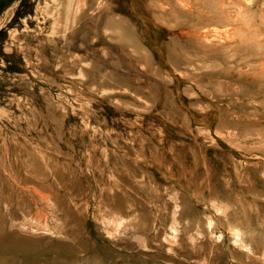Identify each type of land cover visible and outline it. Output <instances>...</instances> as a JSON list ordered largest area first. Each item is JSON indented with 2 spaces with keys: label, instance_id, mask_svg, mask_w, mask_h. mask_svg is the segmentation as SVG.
Instances as JSON below:
<instances>
[{
  "label": "rangeland",
  "instance_id": "1",
  "mask_svg": "<svg viewBox=\"0 0 264 264\" xmlns=\"http://www.w3.org/2000/svg\"><path fill=\"white\" fill-rule=\"evenodd\" d=\"M0 237L32 250L0 264L264 246V0H0Z\"/></svg>",
  "mask_w": 264,
  "mask_h": 264
},
{
  "label": "bare ground",
  "instance_id": "2",
  "mask_svg": "<svg viewBox=\"0 0 264 264\" xmlns=\"http://www.w3.org/2000/svg\"><path fill=\"white\" fill-rule=\"evenodd\" d=\"M259 86V85H258ZM259 88V87H258ZM261 88V86H260ZM263 213V212H262ZM245 218V217H244ZM260 220V219H259ZM190 221V220H189ZM239 220H237L238 222ZM245 221V219H244ZM247 221V220H246ZM248 222V221H247ZM250 222V221H249ZM245 223V222H244ZM263 223V222H262ZM229 224V228L230 229H234L233 225L231 223H228ZM261 224V223H259ZM211 225V224H210ZM185 227V226H184ZM215 227V226H214ZM239 227V226H238ZM219 229V228H218ZM228 229V228H227ZM249 229V228H248ZM252 230V229H251ZM250 230V231H251ZM249 231V230H248ZM201 234V232H200ZM233 235L235 237H237V235H239V232H235L233 233ZM250 235V234H249ZM248 235V236H249ZM193 238V237H192ZM191 238V240H192ZM190 239V238H189ZM242 239V242L244 245L247 246V250L245 251H240V250H236L235 252H232L233 254L235 255H243V258H236L233 254L231 255V253L228 255L230 259H228V262L231 263V264H248V259H258V258H254V256H251L253 253L254 254H257V253H260V255H262V258H264V246H257L255 248L252 247L251 245V241L248 237V239H245V238H241ZM18 241L19 239L18 238H13L11 242H7L3 237H0V251H11L13 254H7L9 257H20L21 255H24V257H28V254H30V251L32 250H26V251H23V249H21V247L19 246L18 244ZM193 242V241H192ZM95 243V242H94ZM253 243V242H252ZM256 243V242H255ZM263 243V242H262ZM80 244H77V246H79ZM98 245V244H97ZM75 246V245H74ZM84 247V246H82ZM81 247V248H82ZM251 252L252 254L250 255ZM38 253V252H37ZM1 254V252H0ZM98 255H101V254H96V253H89L88 256H85L83 257L82 255H75V254H67L65 256V261L69 264H73V263H76V262H81V264H104L103 260L100 259V258H95L96 256ZM33 257H37L36 255H32ZM232 258V259H231ZM247 258V259H245ZM13 260H15L13 258ZM45 260V259H44ZM250 260V261H251ZM39 261V260H38ZM11 262V261H10ZM26 264H36V261L35 260H32V261H28V260H25ZM50 262L46 261L44 262V264H49ZM224 263V262H223ZM252 263V262H251ZM8 264H12L11 263H8ZM39 264V263H38ZM42 264V263H41ZM263 264H264V259H263Z\"/></svg>",
  "mask_w": 264,
  "mask_h": 264
}]
</instances>
